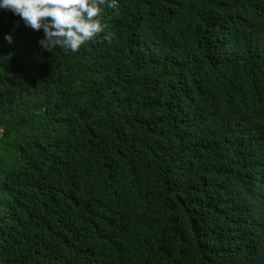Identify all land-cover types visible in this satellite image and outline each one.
<instances>
[{"label":"trees","instance_id":"1","mask_svg":"<svg viewBox=\"0 0 264 264\" xmlns=\"http://www.w3.org/2000/svg\"><path fill=\"white\" fill-rule=\"evenodd\" d=\"M100 18L73 53L0 9V264H264V0Z\"/></svg>","mask_w":264,"mask_h":264},{"label":"clouds","instance_id":"2","mask_svg":"<svg viewBox=\"0 0 264 264\" xmlns=\"http://www.w3.org/2000/svg\"><path fill=\"white\" fill-rule=\"evenodd\" d=\"M114 0H0V9L19 16L26 27L42 30V48L76 52L103 30L101 13ZM11 42V37L6 36Z\"/></svg>","mask_w":264,"mask_h":264}]
</instances>
